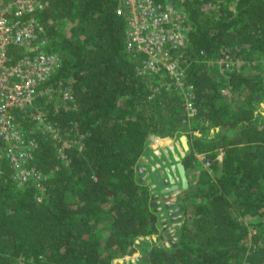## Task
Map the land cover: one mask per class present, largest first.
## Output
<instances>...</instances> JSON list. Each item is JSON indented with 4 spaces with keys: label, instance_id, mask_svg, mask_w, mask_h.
<instances>
[{
    "label": "trees",
    "instance_id": "1",
    "mask_svg": "<svg viewBox=\"0 0 264 264\" xmlns=\"http://www.w3.org/2000/svg\"><path fill=\"white\" fill-rule=\"evenodd\" d=\"M43 1L33 14L45 49L61 57L50 82L73 99L38 95L14 110L36 140L31 163L47 196L39 201L2 162L0 264H114L150 238L141 264H264V0H177L190 23L193 116L165 74L139 71L122 0ZM38 111L57 136L36 126ZM177 132L189 142L186 169L199 172L179 196L176 239L158 243L159 209L137 165L153 137Z\"/></svg>",
    "mask_w": 264,
    "mask_h": 264
},
{
    "label": "built area",
    "instance_id": "2",
    "mask_svg": "<svg viewBox=\"0 0 264 264\" xmlns=\"http://www.w3.org/2000/svg\"><path fill=\"white\" fill-rule=\"evenodd\" d=\"M45 2L0 0V166L2 162L8 163L18 184L36 186L39 201L47 196V186L43 171L31 163L36 140L15 117L14 110L31 106L38 95L54 99L57 104L73 99L68 85L55 87L50 82L61 57L45 49L47 41L42 35L45 26L33 14ZM177 2L122 0L117 10L128 17L129 48L142 55L139 71L165 74L169 78L168 87L176 86L183 91L188 114L193 116L194 85L186 77L184 64L190 23L187 12ZM33 117L36 126L54 135L55 125L42 112Z\"/></svg>",
    "mask_w": 264,
    "mask_h": 264
},
{
    "label": "rangeland",
    "instance_id": "3",
    "mask_svg": "<svg viewBox=\"0 0 264 264\" xmlns=\"http://www.w3.org/2000/svg\"><path fill=\"white\" fill-rule=\"evenodd\" d=\"M259 61H260V63L263 64V67H264V55L259 58ZM227 65L229 67H233V66L238 65V63L236 61H229ZM244 69H248V65ZM260 106H261V108H260L261 113H259V115H260L259 117L262 118V117H264V99L260 102ZM211 131L214 132L213 128ZM196 133H199V130H197ZM176 134L181 135L182 133L177 132ZM57 135H58V131L55 130L54 136H57ZM200 161H201V165L202 164L203 165L208 164L207 160L204 157L203 158L200 157ZM142 168H143V166H142ZM145 170H146V172L143 170V172L140 176H142L143 180L150 185V187L153 189V193H155L157 195L155 200L157 201L156 205L158 206L159 213H160L159 222L161 223V226H162L161 229L164 230V232H166L167 234L172 235L176 238L177 228L181 225L180 219L182 216V211H179V212L173 214L174 218L172 219L171 216L169 215V208L166 207V205H165L167 201H166V199L163 198V195L168 194V193L173 194L172 198L168 199L169 200L168 202L174 201L175 202L174 206L171 208H175L177 203L180 202L179 196H180V194H182L184 192V190H180V188H177V189L171 190V191H164V192L161 191L160 190V184H157L156 177L154 176V172L151 170V168H148ZM187 171H188V176H189V185L185 188L190 187L191 182H193L195 180L196 176L198 175L199 169H197V170L189 169ZM179 184H180V180H179ZM161 186H163V185H161ZM155 235L159 239V236L157 234H155ZM154 238H155V236H154ZM150 240H151V238H150ZM150 240L147 242H143V243L141 242V244L137 246L136 252H134L133 254H131V253L126 254L122 257L115 259L114 264H121V263H123V264H141L140 258L145 255V253L143 252L144 249L152 244V242ZM162 242L168 243L164 239H162V240L160 239V241H158V243H162Z\"/></svg>",
    "mask_w": 264,
    "mask_h": 264
},
{
    "label": "crops",
    "instance_id": "4",
    "mask_svg": "<svg viewBox=\"0 0 264 264\" xmlns=\"http://www.w3.org/2000/svg\"><path fill=\"white\" fill-rule=\"evenodd\" d=\"M214 129H217V128H213V131H214ZM182 135L183 134H181V135L175 134L174 136H165V137L155 136V137H153L149 143V147H148L146 154L144 155L142 161L140 162V164H141V166H143V170L145 172H146L145 169L151 168V170L153 172L158 171L159 176L162 175L163 178L161 180L163 181V184H162L163 186L160 185L161 191H163V189L169 188V186L172 184L170 182L171 181L170 180L171 179L170 173H172L174 175L173 179L175 180V182L179 183V180H180V187H179L180 190L184 189V187L181 186V177L179 174V170L176 166L175 167L173 166L178 161L177 156L181 155L180 148H185L184 143L182 141ZM187 142H188V140H187ZM188 150H189V148L186 150V153ZM222 154H223V152L219 151V157L220 158H222ZM198 157H199V159H200V157L205 158V154L199 153ZM187 174H188V171H187ZM191 183H193V182H191ZM157 184H159L158 181H157ZM163 235H164V240L166 241L167 237H169V234L164 232ZM154 236H155V238H157L156 235H154ZM173 238H175V237L173 236Z\"/></svg>",
    "mask_w": 264,
    "mask_h": 264
},
{
    "label": "water",
    "instance_id": "5",
    "mask_svg": "<svg viewBox=\"0 0 264 264\" xmlns=\"http://www.w3.org/2000/svg\"><path fill=\"white\" fill-rule=\"evenodd\" d=\"M217 129H218V127H217ZM182 141H183V143H184V146H185V148H180V150H181V155H178L177 156V159H178V161H177V163L175 164V165H173L174 167L176 166L177 168H178V170H179V174H180V177H181V186L182 187H187L188 185H189V177H188V174H187V169H186V166H185V164H184V162H183V160H182V158L186 155V150L189 148V144H188V142H187V135L186 134H183L182 135ZM137 168H138V171H139V173H140V175L142 174V172H143V168H142V166H141V164H138L137 165ZM154 176L156 177V180L158 181V183L160 184V185H162L163 184V181L161 180L163 177H162V175L161 176H159V172L158 171H156V172H154ZM173 174L172 173H170V177H171V185L169 186V188H167V189H163V192L164 191H171V190H175V189H177V188H179L180 187V184L179 183H177V182H175V180L173 179ZM140 179L141 180H143V177L142 176H140ZM156 194L155 193H153V195H152V198H153V201H152V204H157V201L155 200L156 199ZM172 196H173V194L172 193H168V194H164L163 195V198L164 199H166V207H168L169 208V215L171 216V218L173 219L174 217H173V214H175V213H177V212H179V211H181L182 210V205H181V203L180 202H178L177 203V205H176V207L175 208H171V207H173L174 206V201H170V202H168L169 200L168 199H171L172 198ZM169 236H171V235H169ZM144 238V236H141L140 237V239H143ZM172 238V237H171ZM173 239V238H172ZM139 241V240H138ZM174 243H176V242H174ZM143 258L144 259H146L147 260V258H148V256L147 255H144L143 256ZM143 264H145V263H143Z\"/></svg>",
    "mask_w": 264,
    "mask_h": 264
},
{
    "label": "flooded vegetation",
    "instance_id": "6",
    "mask_svg": "<svg viewBox=\"0 0 264 264\" xmlns=\"http://www.w3.org/2000/svg\"><path fill=\"white\" fill-rule=\"evenodd\" d=\"M166 241H172V238H171V236H169V237H167V240Z\"/></svg>",
    "mask_w": 264,
    "mask_h": 264
}]
</instances>
